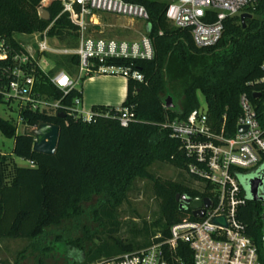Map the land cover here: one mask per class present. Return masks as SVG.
Instances as JSON below:
<instances>
[{"label": "trees", "instance_id": "obj_1", "mask_svg": "<svg viewBox=\"0 0 264 264\" xmlns=\"http://www.w3.org/2000/svg\"><path fill=\"white\" fill-rule=\"evenodd\" d=\"M42 1L0 0V105L8 103L5 93L15 79V57L24 51L16 33L47 30L50 37L61 39L73 35L77 43L72 47L78 45V27L68 13H62L63 1L52 0L47 6L51 13L49 20L40 16ZM133 1L144 4L149 10L151 26L146 30L153 41L154 57L107 60V64L130 66L144 74L143 81L128 78V93L121 106L131 109L133 120L129 126L121 125L116 107L104 105H94L90 122L69 112L59 117L24 109L21 116L27 129L22 133H18L15 124L0 117V130L6 137L14 138L13 154L33 162L30 166H16L11 183L6 184L7 157L0 150V238H42L48 228L82 216L83 204L95 197L100 198L95 214L106 225L109 220H115L114 209L127 187L136 177L146 174L154 160L172 163L187 171L189 157L180 148V141L172 138L162 124L168 119H185L192 110L200 108L198 91L206 99L209 124L217 132L222 129L224 115L227 135L236 132L241 113L239 100L244 92L250 95L264 123V0H256L245 8V12L252 14L245 22L240 15L227 17L222 38L208 47H198L190 30L172 25L165 13L167 0ZM78 62L76 55L53 58L49 54L46 64L51 74L58 68L73 74L78 71ZM34 72L38 89L54 98L63 97V93L49 83L44 71L37 67ZM172 82L181 83L183 95L179 104L168 108L162 94L171 93ZM78 96L82 97V92L73 89L62 101L71 104ZM41 123L59 126L55 154L33 150L35 136L31 131ZM263 175L264 164L239 173L238 179L248 199L244 219L264 259L258 219L260 202L254 201L250 193L251 179ZM153 181L163 214L140 231L145 242L124 244L118 240L113 243L103 240L94 243V248L84 255L83 239L70 238L66 242L72 252L64 255L84 258L80 264H103L113 257L144 248L159 233L163 238L168 237L170 227L188 214V209L180 207L179 194L180 198L183 194L206 195L196 187L177 181L158 176H154ZM178 255L184 264H194L192 250L187 244L179 245ZM69 264L79 263L69 260Z\"/></svg>", "mask_w": 264, "mask_h": 264}, {"label": "built area", "instance_id": "obj_2", "mask_svg": "<svg viewBox=\"0 0 264 264\" xmlns=\"http://www.w3.org/2000/svg\"><path fill=\"white\" fill-rule=\"evenodd\" d=\"M167 1L165 13L172 25L190 30L198 47H208L222 38L227 17L241 16L245 8L256 0ZM63 6L62 13H68L72 23L78 27V45L59 48L53 44V37L47 30L31 33L29 35L34 37V41L21 43L24 51L15 57V79L5 93L8 104L18 103L20 122H24L21 116L24 109L52 114L63 111L85 121L93 119L94 111L81 108V97H76L71 104L62 101L73 89L82 92L81 78H74L64 69L51 74L46 67L49 54L78 56L81 77L121 74L137 81L144 80L141 71L130 66L107 64V60H145L154 57L153 41L148 35L134 42L94 39L86 35V17L99 13L148 23L150 13L144 4L133 0H68L63 2ZM37 67L48 76L49 83L63 93L62 98H54L52 94L37 88L34 72ZM239 103L241 113L236 132L232 135H227L225 130L226 115L222 118L221 131L217 132L209 124L207 110L201 107L192 110L185 119H168L162 124L170 131L172 138L180 141V148L189 157L187 173L197 182L205 183L203 187H196L206 193L202 197L212 201L209 207H203L204 215L201 218L194 216L190 203H185L189 212L170 227L168 237L163 238L159 233L150 245L103 261V264H184L178 255L181 243L192 250L194 264H264L259 247L250 233L249 223L244 219L248 199L238 179L239 173L264 164V123L247 92L241 94ZM116 110L121 125L129 126L133 120L131 109L119 106ZM240 126H247V130L240 132ZM261 177L263 185L260 189L262 199L258 200V219L264 248V175ZM217 217H224L225 223L214 221Z\"/></svg>", "mask_w": 264, "mask_h": 264}, {"label": "rangeland", "instance_id": "obj_3", "mask_svg": "<svg viewBox=\"0 0 264 264\" xmlns=\"http://www.w3.org/2000/svg\"><path fill=\"white\" fill-rule=\"evenodd\" d=\"M51 2L52 0H44L42 5L47 7ZM85 20L87 22L86 35L94 39L134 42L140 41L148 35L147 23L140 19L99 13L96 16H88ZM16 38L23 44L34 41V37L29 34L17 33ZM52 42L59 48L72 47L77 43V38L73 35L67 36L65 39L53 37ZM54 56L59 55L52 54L53 58ZM46 67L48 69L47 64ZM71 75L74 78H81V83L89 76L81 77L79 70ZM169 88L171 93L165 92L162 96L165 100L171 97V102L175 106L180 103L182 98V85L179 82H172ZM197 94L200 107L207 109L203 93L198 91ZM0 117L15 124L18 133L27 129L26 123L19 121L20 114L17 102L1 104ZM13 147L14 138L6 137L0 130V149L7 157L4 166L6 184L11 183L16 166H30L29 161L13 154ZM154 176L177 181L193 188L203 187L205 184L204 182H197L185 169L172 163L154 160L149 165L147 173L136 177L127 187L114 209L115 220H109L106 225L102 224L95 214V210L100 206V198L95 197L91 202L83 204L85 212L82 216L65 220L60 226L48 228L47 233L42 238L36 240L23 237L0 238V264H69V260H77L79 264L83 263L84 258L75 259L72 254L68 257L64 255V253L72 252V247L70 249V244L68 241L66 242L70 238L83 239L84 255L91 248H94V243H100L103 240L112 243L118 240L124 244L145 242L146 238L140 234V231H144L146 224H152L163 214L160 200L154 189ZM114 230L116 231L114 232Z\"/></svg>", "mask_w": 264, "mask_h": 264}, {"label": "water", "instance_id": "obj_4", "mask_svg": "<svg viewBox=\"0 0 264 264\" xmlns=\"http://www.w3.org/2000/svg\"><path fill=\"white\" fill-rule=\"evenodd\" d=\"M40 16L49 20L51 18V13L47 9V7L41 6L40 8ZM252 17L251 13L244 12L241 14L242 21L245 22L246 18ZM148 30H150V23L147 24ZM167 107H173L171 102V97L167 98ZM59 117H65L66 113L60 111L57 113ZM59 126L50 123H41L38 126L32 129V133L35 136V141L33 144V150L36 152L52 155L57 151L58 140H59ZM247 130V126H240L239 131L245 132ZM263 185V178L261 176H255L250 181V193L253 200L258 201L261 200L262 197L260 195V189ZM178 200L181 199L180 207L182 210L187 209L185 203H190V207L194 210L193 214L196 217H202L205 213V208L209 207L212 204V201L208 197H202L201 195L195 196L194 198L188 197L187 195L180 194L177 196ZM216 222L225 223L224 217H217L214 219Z\"/></svg>", "mask_w": 264, "mask_h": 264}, {"label": "crops", "instance_id": "obj_5", "mask_svg": "<svg viewBox=\"0 0 264 264\" xmlns=\"http://www.w3.org/2000/svg\"><path fill=\"white\" fill-rule=\"evenodd\" d=\"M119 75L121 74L89 75L80 84L82 91L81 108L84 111H93L94 105L116 108L121 106L128 93V77ZM29 164L32 165L30 161Z\"/></svg>", "mask_w": 264, "mask_h": 264}, {"label": "flooded vegetation", "instance_id": "obj_6", "mask_svg": "<svg viewBox=\"0 0 264 264\" xmlns=\"http://www.w3.org/2000/svg\"><path fill=\"white\" fill-rule=\"evenodd\" d=\"M180 200V202H181V199H179Z\"/></svg>", "mask_w": 264, "mask_h": 264}]
</instances>
